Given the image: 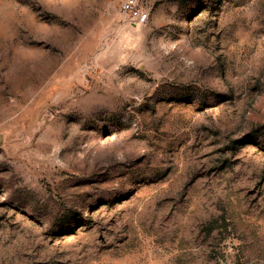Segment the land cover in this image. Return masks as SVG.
<instances>
[{
    "label": "rangeland",
    "instance_id": "obj_1",
    "mask_svg": "<svg viewBox=\"0 0 264 264\" xmlns=\"http://www.w3.org/2000/svg\"><path fill=\"white\" fill-rule=\"evenodd\" d=\"M0 0V264H264V0Z\"/></svg>",
    "mask_w": 264,
    "mask_h": 264
},
{
    "label": "built area",
    "instance_id": "obj_2",
    "mask_svg": "<svg viewBox=\"0 0 264 264\" xmlns=\"http://www.w3.org/2000/svg\"><path fill=\"white\" fill-rule=\"evenodd\" d=\"M117 2L118 13L130 26L140 28L149 21L150 10L140 0H113Z\"/></svg>",
    "mask_w": 264,
    "mask_h": 264
}]
</instances>
